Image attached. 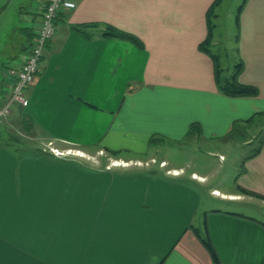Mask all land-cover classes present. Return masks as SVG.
<instances>
[{"label": "crops", "instance_id": "crops-1", "mask_svg": "<svg viewBox=\"0 0 264 264\" xmlns=\"http://www.w3.org/2000/svg\"><path fill=\"white\" fill-rule=\"evenodd\" d=\"M11 1L0 2V17ZM71 1L74 8L59 15L26 90V108H14L9 119L27 121L28 133L49 145L0 142V264H214L197 233L209 239L218 264H264V222L229 209H201L200 194L206 189L207 198L264 207L263 199L240 191L264 196V143L255 157L237 160L230 191L206 187L211 177L193 172L205 179L189 178L197 191L175 168L162 164L157 173L140 168L138 158L120 156L188 138L192 124L198 129L191 137L225 138L264 113V0H246L229 35L236 33L243 63L239 82L257 88L256 97L220 94L213 60L199 50L215 0ZM227 1L213 11L210 48ZM45 3L37 0L33 8L20 1L22 14L9 22H19L20 32L1 69L0 105ZM110 30L138 38L142 47L106 37ZM153 137L160 142L151 143ZM72 149L79 155H70ZM94 150L120 153L103 165Z\"/></svg>", "mask_w": 264, "mask_h": 264}, {"label": "rangeland", "instance_id": "rangeland-1", "mask_svg": "<svg viewBox=\"0 0 264 264\" xmlns=\"http://www.w3.org/2000/svg\"><path fill=\"white\" fill-rule=\"evenodd\" d=\"M2 0H0L1 2ZM10 1V0H8ZM24 0H12L7 12L0 17V85L2 84V72L1 69L4 64L8 63L7 52L15 45L20 32L19 22H14L9 27L10 20L15 21L19 12L18 4ZM28 5L33 8L36 7L37 0H26ZM241 0H228L227 5L219 11V30L217 44L213 46L211 52L215 54L220 60L221 69L224 72V76L227 77L231 74L233 66L240 62L237 57V45L236 33L230 37L229 35L235 30L234 17L236 8L240 5ZM234 37V38H233ZM4 45V46H3ZM7 49V50H6ZM8 71V70H7ZM28 100V98H27ZM28 104V102H27ZM27 106V105H26ZM24 108L20 109H25ZM4 136L8 138L9 135L19 139L21 143L26 146L37 147L43 145H49L47 139H39L38 137H32L31 133L23 130L21 125L16 123L14 119H11L2 125ZM7 135V136H6ZM264 136V119L258 118L253 121L252 124L243 125L238 134H231L221 139H197L196 137L183 138L178 142L166 141L160 146L155 144L149 147L145 154H134L128 152H121L120 156L129 161V159H140V168L155 170L157 172L158 166L164 164L166 169L175 168L178 174H183L185 183L191 185L197 191L198 188L194 181H190V177L195 180L201 179L195 173H201L207 177H211L210 181L205 185L206 187H222L226 191L234 190V173L233 167L237 166V160H241L244 156H249L259 146V141ZM16 145V144H15ZM43 147V146H42ZM48 150V149H47ZM47 152H51L48 150ZM94 159L102 160V164H110L113 157L109 154L100 153L98 150L91 151ZM99 152V153H98ZM70 155H79V152L72 149L68 152ZM120 153V152H119ZM51 154H53L51 152ZM89 158V157H88ZM117 159V158H116ZM121 164L120 160H117ZM161 161H168L162 163ZM132 162V161H131ZM155 162V163H154ZM172 166L171 168H168ZM157 167V168H156ZM173 171V170H172ZM171 171V173H172ZM158 173V172H157ZM177 174V173H176ZM222 182V183H221ZM200 191L202 198V206L207 208H223L243 213L254 217L255 219L264 222V207H260L257 203L256 207L248 206L245 203L234 204L220 201L217 197L207 198V193ZM214 196H220L218 192L212 191ZM259 206V207H258ZM259 208V209H258Z\"/></svg>", "mask_w": 264, "mask_h": 264}, {"label": "trees", "instance_id": "trees-1", "mask_svg": "<svg viewBox=\"0 0 264 264\" xmlns=\"http://www.w3.org/2000/svg\"><path fill=\"white\" fill-rule=\"evenodd\" d=\"M221 0H215V2L213 3V5L210 7L209 9V15H208V19H209V34L206 38V40L204 42H202L199 45V50L204 52L205 54L209 55L211 57V59L213 60L214 63V68H215V81H216V86L217 89L219 91L220 94L226 96V97H256L258 95V89L253 87V86H248V85H244L242 83L239 82V76L243 71V63L242 61H240L239 63H237L236 65L233 66L232 72L229 76L227 77H223L222 76V69L219 65L218 59L216 56H214L213 54H211L209 48H210V44H211V30H212V23H211V19L214 16L213 15V11L215 9V7L217 6V4L220 2ZM246 0H241L240 5L238 6L237 10H236V15H235V24L238 26V22H239V15L240 12L242 10V8L245 5ZM59 17V16H58ZM75 29L79 32H81L79 27H75ZM106 37H110V38H114V39H120V40H124V41H128L130 43H132L133 45H135L136 47H142V42L132 36L129 35L127 33H123V32H118L115 30H110L106 32ZM263 116L264 113L261 114H257L256 116ZM251 117L250 119H248L246 121V123L252 124L254 121V118L256 117ZM2 125V124H1ZM31 124H27V121H25L24 123L22 122L21 127L23 128V130L25 131H29L31 128ZM194 129H198V126L196 124H192L187 132V137L192 136L193 134H195V130ZM3 132L0 129V142L1 143H11V144H17L20 145L21 142L19 141V139H16L15 137L13 138V136L9 135L8 138H6L5 136H3ZM7 136V135H6ZM158 139L160 138H156L153 137L151 139V143H155L160 142L158 141ZM5 143V145H6ZM264 143V136L262 137V139L259 141V146L255 149V151L250 154V156H248V158H252L255 157L256 155L259 154L262 145ZM39 152H42L41 150H37ZM119 152L117 151H110L109 154L111 156H117ZM246 158V159H248ZM240 191L249 194V195H253L256 196L260 199L264 200V196L253 193V192H249L243 189H240ZM199 233H197L198 238L201 240V242L204 244V246L207 248V250L209 251L212 261L214 264H218V256L216 254V251L214 250L211 242L209 241V239L207 237H201L200 235H198Z\"/></svg>", "mask_w": 264, "mask_h": 264}, {"label": "built area", "instance_id": "built-area-1", "mask_svg": "<svg viewBox=\"0 0 264 264\" xmlns=\"http://www.w3.org/2000/svg\"><path fill=\"white\" fill-rule=\"evenodd\" d=\"M73 8L74 3L71 0H46L41 12L40 28L36 32L29 52L23 56L19 68L9 71L13 82L8 97L0 105V125L12 117L14 108H24L27 105L26 90L35 80L47 42L56 34L58 16ZM51 152L57 156L61 154L55 149H51Z\"/></svg>", "mask_w": 264, "mask_h": 264}]
</instances>
